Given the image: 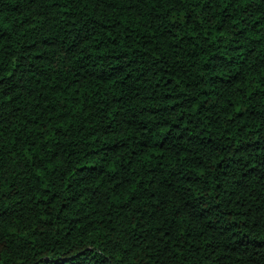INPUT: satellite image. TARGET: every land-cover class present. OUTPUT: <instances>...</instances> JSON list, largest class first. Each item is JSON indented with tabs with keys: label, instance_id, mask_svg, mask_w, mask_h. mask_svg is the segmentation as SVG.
<instances>
[{
	"label": "trees",
	"instance_id": "1",
	"mask_svg": "<svg viewBox=\"0 0 264 264\" xmlns=\"http://www.w3.org/2000/svg\"><path fill=\"white\" fill-rule=\"evenodd\" d=\"M0 264H264V0H0Z\"/></svg>",
	"mask_w": 264,
	"mask_h": 264
}]
</instances>
